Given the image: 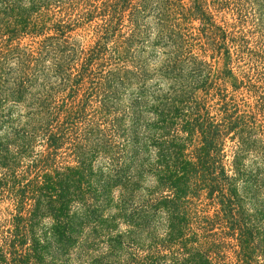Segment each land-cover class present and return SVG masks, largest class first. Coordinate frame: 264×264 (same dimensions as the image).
Returning <instances> with one entry per match:
<instances>
[{
    "label": "trees",
    "instance_id": "trees-1",
    "mask_svg": "<svg viewBox=\"0 0 264 264\" xmlns=\"http://www.w3.org/2000/svg\"><path fill=\"white\" fill-rule=\"evenodd\" d=\"M249 1L212 0L215 6L211 9L206 0H0V108L8 102L19 101L24 84L26 81L29 83L27 74L32 72L35 79L39 68H45V61L51 63L49 69L57 78H61L67 70L66 60L73 63L80 61L82 72L79 73V85L85 79H90L86 70L94 68L91 90L95 100V113L74 105L69 112L81 119V125L74 123L63 130L59 125L51 127V123H44L42 113L37 114L42 128L23 131L16 151L7 150L5 156L1 157L0 167L7 174L3 171V178H0V192H5L7 186L6 190L13 196L11 201L14 202L16 214L8 220L9 228L1 232L0 264H45L46 240L37 234V226L47 214L56 221L54 236L57 242L67 243L68 236L64 233L69 224L63 219L71 204L81 201L83 185L87 183L86 174L92 168L98 151H104L100 149L109 143L104 141L103 134L111 138L121 136L118 131L121 124L117 120L107 121L103 118V113H111L105 108L109 96L104 93L108 90L107 93L113 97L116 90L113 83L123 84L124 78L133 72L129 65L130 60L139 55L142 35L140 20L151 15L157 24H162L159 15L162 16L165 7L177 9L181 13V24L190 25L194 30L189 34L180 30L175 35L188 49L195 48V52L189 54V61L192 65L202 63L198 66L210 67L205 58L212 56L213 59L221 53L216 48L218 35H221L218 31L224 35L229 28L239 24L250 31L257 27L251 7H245ZM231 5L233 24L223 19L217 25L213 13L222 11L224 6L230 10ZM94 20L97 23L94 41L84 48L71 34L83 23ZM194 21H198V27L192 26ZM24 38L35 46L21 47ZM231 39L237 40L236 35ZM209 52L212 55H208ZM10 64L16 70L23 69L19 80L18 75L13 79L7 77ZM108 77L112 79L103 90L101 83ZM198 83L190 87L192 92L203 88L211 91L208 82ZM220 96L222 107L231 104L232 97L227 100L228 95ZM92 108L91 105L89 109ZM98 113L103 119H98ZM220 114L221 123L217 125L209 121L201 123L199 127L193 122H186L175 132L170 129L171 125L167 126L175 135L169 141H164L168 147H164L166 151H162L163 155L159 154L150 169L155 189L168 193L162 195L153 206L158 212H166L165 235L152 245L138 248L140 257L136 264H264L263 229L243 208L239 195V189L246 188L243 183L251 187L252 183L260 186L264 183V168L263 171L258 168L255 172H249L244 162L248 154L263 166L264 157L258 151L264 149V143L255 136L245 116L229 114L228 110H222ZM124 119H128L124 120L127 125L124 134L132 135L130 140L134 148L139 130L136 108H129L124 113ZM81 128L86 130L82 136L84 138L80 135ZM199 128L205 137L206 152L199 156L186 154L183 142H191ZM181 132L188 134L189 139L181 138L178 135ZM41 137L47 148L33 154V146ZM66 138L71 143L72 166H65L63 158H58ZM227 138L233 143L231 148L234 155L230 161L223 152ZM124 141L129 143L128 136ZM123 146L126 148L127 145ZM172 147L180 151L173 152ZM137 154L138 150L132 153L133 157ZM24 157L32 158L25 172L32 176L21 184L16 179L17 165ZM129 165L124 162L122 168L118 169L125 181L123 191L134 180V175L127 174ZM201 196L205 199L204 203L198 204ZM141 226L136 225L137 228ZM56 230L61 232L56 234Z\"/></svg>",
    "mask_w": 264,
    "mask_h": 264
},
{
    "label": "rangeland",
    "instance_id": "rangeland-1",
    "mask_svg": "<svg viewBox=\"0 0 264 264\" xmlns=\"http://www.w3.org/2000/svg\"><path fill=\"white\" fill-rule=\"evenodd\" d=\"M206 1L210 8L215 6L212 0ZM245 7H251L257 27L250 31L246 26L239 24L229 28L224 35L218 31L221 35H218L216 48L221 53L220 56L216 54L213 59L212 56L205 58L210 67L198 66L202 63L192 65L189 61V54L191 51L195 52V48L188 49L175 35L180 33V30L189 34L193 29L190 25L181 24V13L177 9L166 6L161 12L162 16L159 15L162 24H157V20L151 15L140 20L142 35L139 41L142 45H139V55L136 59L130 60L129 69L133 72L124 78L123 84L113 83L112 86L116 87L113 97L107 93L108 90L104 93L109 96L105 108L111 113H103V118L107 121L117 120V123L121 124L118 129L121 136L111 138L103 134L102 138L109 143L100 149L104 151H98L92 168L86 174L87 183L83 185L81 201L71 204L63 219L69 224L64 233L68 236L67 243L57 242V237L54 236L56 221L53 216L47 214L39 221L37 234L45 237L47 245L43 257L45 264H136L139 263L140 257L138 248H145L164 237L166 212H158L153 206L162 195L168 193H160L155 189L150 169L159 154L166 151L164 147L167 145L164 141H169L172 135H175L167 126L171 125L170 129L175 132L186 122H193L199 127L201 123L209 121L217 125L221 123L222 110H228L229 114L245 116L246 121L253 127L255 136L264 143V0H250ZM232 8L233 5L230 10L224 6L222 11L214 12L215 23L219 25L223 19L229 24L232 23ZM96 24L95 20L83 23L71 35L85 48L94 41ZM192 26L198 27V21H194ZM241 30L243 33H240ZM233 35H236L237 40L231 39ZM31 44L33 43L28 38H24L21 47L35 46ZM208 55H212L211 52ZM10 65L7 77L13 79L18 75L16 77L19 80L23 69L19 71L13 64ZM65 65L67 70L64 75L57 78L49 69L51 63L45 61V68H39L35 79L32 72L27 74L29 83L26 81L24 84L19 101L8 102L0 108V159L7 150L16 151L23 131L30 132L31 129L42 128L43 124L37 114L42 113L44 123H51V127L59 125L63 130L71 124L79 125L82 122L69 112L74 105L95 113V100L91 90V74L94 68L89 69L92 70L89 72L85 67L86 75H89L91 80L87 78L79 85L77 82L80 79L79 73L82 72V63L66 60ZM98 79L101 83L100 78ZM111 79H103V90ZM198 81L200 84L208 82L211 91L203 88L192 92L190 87ZM220 94L228 95L227 100L232 97L231 104L222 107ZM91 105L93 108L89 109ZM132 106L137 110L139 127L134 148L130 140L132 135L124 134V129L127 128L124 120H128L124 119V113ZM103 118L98 113V119ZM82 128L80 135L84 138L82 136L86 130ZM200 129L194 132L191 142H183L186 154H205V137ZM178 135L189 139L188 134L184 132ZM127 136L128 144L124 141ZM44 141L42 137L37 138L33 154L46 150ZM232 144L227 138L223 148L229 161L233 160L234 155ZM123 145H127L126 148ZM70 148V140L66 138L58 157L63 158L65 166L73 165ZM137 150L138 154L133 157L132 153ZM171 150L180 151L173 147ZM258 152L264 157V149ZM31 161L32 158L24 157L17 165L16 179L21 184L26 183L32 176L25 174ZM124 162L130 164L127 174L134 175V180L123 191L125 181L120 176L121 170L118 169L122 168ZM132 162L135 164L132 165ZM244 162L249 172H255L258 168L263 171L264 165L257 163L259 160L255 161L251 155H245ZM3 171L6 173V170L0 167V178H3ZM117 179L120 180L117 182ZM252 184L251 187L250 184L243 183L246 188L239 189V195L243 200V208L255 218L264 234V183L262 186L258 183ZM6 189L7 186L4 188L5 192H0V237L1 232L9 228L8 220L16 214L14 202L11 201L13 196ZM204 200L201 196L198 204L204 203ZM136 225L142 226L137 228ZM58 232L61 230H56V234Z\"/></svg>",
    "mask_w": 264,
    "mask_h": 264
}]
</instances>
